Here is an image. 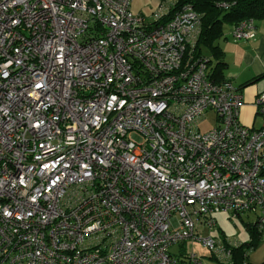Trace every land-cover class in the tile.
I'll return each instance as SVG.
<instances>
[{"label":"built area","instance_id":"obj_1","mask_svg":"<svg viewBox=\"0 0 264 264\" xmlns=\"http://www.w3.org/2000/svg\"><path fill=\"white\" fill-rule=\"evenodd\" d=\"M132 1L0 0V264H207L190 239L228 264L217 213L264 232V89L245 124L194 6Z\"/></svg>","mask_w":264,"mask_h":264},{"label":"trees","instance_id":"obj_2","mask_svg":"<svg viewBox=\"0 0 264 264\" xmlns=\"http://www.w3.org/2000/svg\"><path fill=\"white\" fill-rule=\"evenodd\" d=\"M188 3L192 4L202 17V30L195 47V56H207L206 49L209 48L212 52V57L207 56L211 59V77L216 81H224L227 63L224 60V51L216 43L224 34V25H235L247 18H254L256 21L264 19V0H179L177 5L180 7ZM262 79H264V73L253 77L243 87ZM246 227L252 236L249 242L230 245L226 238H222L231 248L232 262L229 264H250L248 253L258 242L262 231L255 226L254 222L246 223ZM183 254H185L184 251L181 252V255Z\"/></svg>","mask_w":264,"mask_h":264},{"label":"crops","instance_id":"obj_3","mask_svg":"<svg viewBox=\"0 0 264 264\" xmlns=\"http://www.w3.org/2000/svg\"><path fill=\"white\" fill-rule=\"evenodd\" d=\"M220 47L224 51V60L227 63V67L224 72V80H231L236 87L241 88L244 95L245 104L242 108L243 112H241V120L248 125H259V123H261V119L256 114L254 101L256 95L264 89V79L244 87L243 85L253 77L264 73V19L258 20L257 33L253 39L240 41L235 39H226L222 44H220ZM251 112L253 113V117L251 118V121H249L247 120V114ZM244 215L248 216L246 221L243 220L245 221V225L246 223H252L254 221V219L250 218V213H246ZM239 218L243 219L242 216ZM245 239L246 240L244 241L235 239L229 240L233 242H249L252 239V236L248 229L247 237ZM204 258L207 260V264H221L218 263L212 256ZM248 262L250 264H261L264 262V232L260 234L258 242L249 251Z\"/></svg>","mask_w":264,"mask_h":264},{"label":"rangeland","instance_id":"obj_4","mask_svg":"<svg viewBox=\"0 0 264 264\" xmlns=\"http://www.w3.org/2000/svg\"><path fill=\"white\" fill-rule=\"evenodd\" d=\"M162 0H133L132 1V11L135 14L143 13L145 16L149 17L152 13L158 9ZM258 22V21H257ZM234 25L233 24H225L224 25V34L217 40V44H222L226 39L232 40L234 39L232 35ZM240 41V40H239ZM207 56H211L212 52L208 48L206 49ZM212 57V56H211ZM214 58V57H213ZM264 84V80H263ZM247 88V87H246ZM243 112V111H242ZM244 115V113H243ZM247 120L251 121L253 117V113L247 114ZM244 118V117H243ZM259 122V121H258ZM217 123V116L213 111H209L205 119L200 121V128L202 131L209 130L214 127ZM260 124V123H259ZM250 218L256 219V214L250 213ZM242 218L239 217H230L227 213H217L216 215V226L214 229H207L203 231L202 236L212 235L217 236L218 238H226V239H235V240H246L247 237V228L245 225V221L247 220V215H242ZM245 220V221H243ZM172 251L176 254H180L182 251L185 253H196L200 256L209 257L211 256L210 250L199 240H188L181 244V246L177 245L173 247Z\"/></svg>","mask_w":264,"mask_h":264}]
</instances>
